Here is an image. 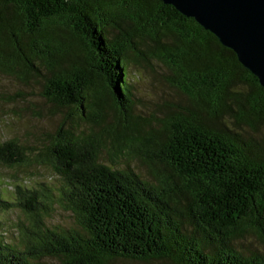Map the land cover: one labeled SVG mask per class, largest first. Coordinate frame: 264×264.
I'll return each instance as SVG.
<instances>
[{
	"label": "trees",
	"instance_id": "16d2710c",
	"mask_svg": "<svg viewBox=\"0 0 264 264\" xmlns=\"http://www.w3.org/2000/svg\"><path fill=\"white\" fill-rule=\"evenodd\" d=\"M140 44L188 101L164 119L129 99L126 56ZM0 68L39 80L47 103L90 126L62 123L34 153L58 187L0 196V211L28 218L20 245L0 233V264H264L234 245L251 233L264 246V146L242 132L264 123V88L196 20L161 0H0ZM106 141L113 156L147 163L150 178L103 163ZM24 149L9 139L0 161L26 163ZM53 204L74 225L48 227Z\"/></svg>",
	"mask_w": 264,
	"mask_h": 264
},
{
	"label": "rangeland",
	"instance_id": "374dc122",
	"mask_svg": "<svg viewBox=\"0 0 264 264\" xmlns=\"http://www.w3.org/2000/svg\"><path fill=\"white\" fill-rule=\"evenodd\" d=\"M139 54L129 52L127 55V82L129 99L135 112L149 117L153 114L164 119L166 106H184L188 101L178 89V79L172 78L171 70L150 54L146 46L139 45ZM241 90V88H238ZM41 83L32 77L19 79L16 75L3 71L0 68V144L16 139L25 149L28 158L26 163L7 166L0 161V196L16 200L19 197L17 185L29 188L58 187L61 179L48 165L33 161L32 157L47 137L56 133L62 123H72L79 130L89 131L85 122H76L70 110L54 109L41 96ZM228 125L232 119L225 114ZM72 121V122H71ZM158 127L160 124L153 122ZM242 132L252 137L257 143L264 146V123L256 129L242 126ZM95 130H98L95 129ZM39 140H43L38 142ZM102 147L100 160L117 168L129 167L142 178L149 179L148 164L137 156H126L124 153L113 156L110 153L111 145L106 141ZM113 151V150H111ZM50 228H67L74 225V216L71 212L58 204H53L49 214L44 219ZM28 224L27 216L19 208H10L0 211V233L5 242L20 245L22 243L21 228ZM235 248L243 254L251 252L264 253L262 242L253 234L247 233L234 243ZM119 264H147L140 262H119ZM148 264H168L162 261H153Z\"/></svg>",
	"mask_w": 264,
	"mask_h": 264
},
{
	"label": "water",
	"instance_id": "95a60500",
	"mask_svg": "<svg viewBox=\"0 0 264 264\" xmlns=\"http://www.w3.org/2000/svg\"><path fill=\"white\" fill-rule=\"evenodd\" d=\"M213 33L264 88V0H161Z\"/></svg>",
	"mask_w": 264,
	"mask_h": 264
}]
</instances>
